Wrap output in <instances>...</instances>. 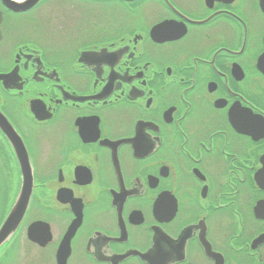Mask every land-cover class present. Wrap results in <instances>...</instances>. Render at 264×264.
<instances>
[{
	"label": "flooded vegetation",
	"instance_id": "obj_1",
	"mask_svg": "<svg viewBox=\"0 0 264 264\" xmlns=\"http://www.w3.org/2000/svg\"><path fill=\"white\" fill-rule=\"evenodd\" d=\"M0 16V264H264V0Z\"/></svg>",
	"mask_w": 264,
	"mask_h": 264
},
{
	"label": "water",
	"instance_id": "obj_2",
	"mask_svg": "<svg viewBox=\"0 0 264 264\" xmlns=\"http://www.w3.org/2000/svg\"><path fill=\"white\" fill-rule=\"evenodd\" d=\"M40 0H2L4 6L15 12L26 11L34 7ZM1 19V16H0ZM24 190L18 196L14 207L9 212L3 225L0 228V248L7 243L19 227L27 209V198L25 199Z\"/></svg>",
	"mask_w": 264,
	"mask_h": 264
},
{
	"label": "trees",
	"instance_id": "obj_3",
	"mask_svg": "<svg viewBox=\"0 0 264 264\" xmlns=\"http://www.w3.org/2000/svg\"><path fill=\"white\" fill-rule=\"evenodd\" d=\"M11 182L0 180V221L4 219L9 210Z\"/></svg>",
	"mask_w": 264,
	"mask_h": 264
}]
</instances>
